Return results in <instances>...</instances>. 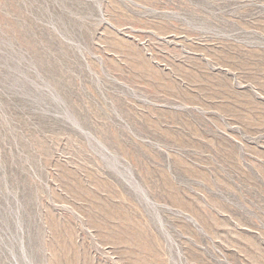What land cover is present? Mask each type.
I'll return each instance as SVG.
<instances>
[{"label":"rangeland","instance_id":"374dc122","mask_svg":"<svg viewBox=\"0 0 264 264\" xmlns=\"http://www.w3.org/2000/svg\"><path fill=\"white\" fill-rule=\"evenodd\" d=\"M0 264H264V0H0Z\"/></svg>","mask_w":264,"mask_h":264}]
</instances>
